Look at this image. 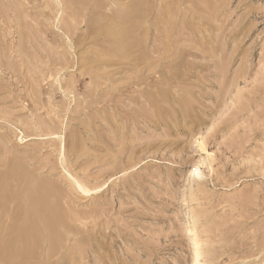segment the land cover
I'll return each instance as SVG.
<instances>
[{"label":"rangeland","instance_id":"obj_1","mask_svg":"<svg viewBox=\"0 0 264 264\" xmlns=\"http://www.w3.org/2000/svg\"><path fill=\"white\" fill-rule=\"evenodd\" d=\"M54 1L0 0L7 264H264V0Z\"/></svg>","mask_w":264,"mask_h":264},{"label":"bare ground","instance_id":"obj_2","mask_svg":"<svg viewBox=\"0 0 264 264\" xmlns=\"http://www.w3.org/2000/svg\"><path fill=\"white\" fill-rule=\"evenodd\" d=\"M75 1L76 0H68V3L65 4V2L63 0H56L54 1L55 2V5L57 7H59L60 9H62V13L63 12H69L70 10L72 11L73 7L76 9L75 7ZM80 1V0H79ZM78 2V1H77ZM117 0H88L87 1V4H84L82 5L83 8H84V12H85V15L84 17L82 18V22L84 21L85 23H88L87 19H86V16L87 14H93V18L90 19V22L92 23L93 27L97 30V32H99L100 34L98 35L99 37H102V34H103V37L106 38L110 41H116L117 43H121L123 41V37H122V31L119 30V31H115L113 28H96L97 25L99 23H102V22H109V18L105 15V13H107L108 11L111 10V8L113 9V7L117 6L116 4ZM80 7V6H78ZM78 7H77V10H78ZM82 13V12H81ZM90 15V17H91ZM70 17L72 18L73 20V15L72 13H70ZM88 17V16H87ZM89 17V18H90ZM119 19V18H118ZM113 19L111 18V21ZM104 24V23H103ZM109 24V23H108ZM90 25V24H89ZM70 29V28H69ZM68 29V30H69ZM105 31V33H104ZM94 32V31H93ZM90 34V33H89ZM95 34L96 33H93L94 37H95ZM92 35V34H91ZM96 35V36H97ZM101 35V36H100ZM97 36V37H98ZM91 37V36H90ZM102 37V38H103ZM72 41V40H71ZM101 43V42H100ZM117 45V44H116ZM107 56V55H106ZM101 58V57H100ZM97 63V62H96ZM99 63V62H98ZM10 216L8 215L7 217H5L7 220H9ZM4 234V233H3ZM3 238V237H2ZM4 240V239H3ZM6 243V242H5ZM10 244V243H9ZM6 244L2 249H0V264H7L9 262H11V260H13V258L15 256H13V249H12V246L11 244ZM202 245L197 239L195 240V244L194 246L192 247V254L193 256H195V260H194V264H200V261H201V257H202ZM1 246V244H0ZM12 254V256L10 255ZM13 257V258H12ZM56 258V257H55ZM26 257L23 259L25 261ZM15 260V258H14ZM29 261V259H26ZM16 263V262H15ZM25 263V262H24ZM35 263V262H34ZM42 264L44 262H41ZM26 264H31V261L27 262ZM47 264V263H45ZM50 264V263H48Z\"/></svg>","mask_w":264,"mask_h":264}]
</instances>
